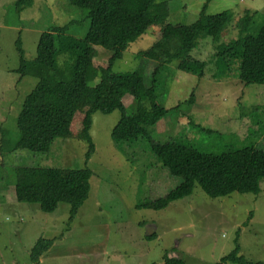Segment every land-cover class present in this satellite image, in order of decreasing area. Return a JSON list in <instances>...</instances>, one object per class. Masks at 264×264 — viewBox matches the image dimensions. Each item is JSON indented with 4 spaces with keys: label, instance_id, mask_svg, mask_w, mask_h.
I'll list each match as a JSON object with an SVG mask.
<instances>
[{
    "label": "rangeland",
    "instance_id": "1",
    "mask_svg": "<svg viewBox=\"0 0 264 264\" xmlns=\"http://www.w3.org/2000/svg\"><path fill=\"white\" fill-rule=\"evenodd\" d=\"M17 0H0V139L17 141L16 119L24 98L37 80L20 78L15 43L19 39L24 59L36 56L40 35L67 26L66 34L83 39L88 31L86 11L68 0H33L30 7L15 11ZM205 0H171V24L189 25L198 17ZM231 11L220 44L237 37V19L244 11L258 13L255 34L264 22V0H213L206 14ZM72 22L71 24H69ZM159 27H153L129 44L112 71L136 70L140 52L156 41ZM95 59L106 63L111 53L100 47ZM210 39L198 41L190 53L206 63L202 77L163 67L154 83L157 102L168 110L149 140L138 139L118 148L110 139L120 119L119 111L95 113L89 131L94 152L85 161L87 144L75 138L56 139L45 154L27 151L0 153V264H33L30 253L39 239L51 240L48 257L38 264H163L162 257L181 259L184 264H217L235 247L236 232L240 255L252 263L264 264V181L258 195L233 193L210 199L195 186L191 196L175 201L161 211L136 209L139 202L162 198L180 184L158 166L150 143L176 142L208 154L254 146L264 151V85H244L233 70L227 77L216 72ZM72 63L69 55L57 57L59 67ZM146 63H144L145 65ZM155 63L145 70L151 83ZM192 96V97H191ZM191 103L186 104L189 98ZM127 114L131 99L124 101ZM176 108V109H175ZM92 172L87 200L70 220L69 206L59 204L52 214L36 205L18 203L14 193V172L20 166L53 169H81ZM14 175V176H13ZM7 191H4L6 190ZM46 253V252H45Z\"/></svg>",
    "mask_w": 264,
    "mask_h": 264
},
{
    "label": "trees",
    "instance_id": "2",
    "mask_svg": "<svg viewBox=\"0 0 264 264\" xmlns=\"http://www.w3.org/2000/svg\"><path fill=\"white\" fill-rule=\"evenodd\" d=\"M171 0H68V4L86 11L88 31L83 39L67 35V26L43 32L36 46V56L24 59L20 40L15 43L19 58L20 78L37 80L24 98L16 119L19 137L11 143L0 139V153L27 151L45 154L56 139L75 138L87 144L85 161L94 152L89 131L95 113L109 115L119 111L120 119L112 128L110 139L119 149L138 139L149 140L155 125L168 114L157 102L154 83L166 65L175 63L185 74L203 75L206 63L193 59L190 53L198 41L210 39L214 49L216 72L213 78L227 77L233 70L244 85H264V22L255 34L253 25L258 13L244 11L237 19V37L220 44L233 20L231 11L207 15L213 0H205L197 19L189 25L169 22ZM33 0H17L15 11L30 7ZM70 22L69 24H71ZM153 27H159L155 43L137 58L142 64L132 72L114 73L113 65L123 58L129 44ZM100 47L111 53L106 63L95 59ZM69 55L72 63L59 67L57 57ZM144 63H146L144 65ZM149 63H155L151 83L145 80ZM131 99L130 114L124 101ZM192 97V96H191ZM186 101L191 103L192 98ZM176 109V108H175ZM150 154L157 164L180 184L162 198L139 202L135 208L161 211L169 204L191 196L195 186L210 199L228 197L233 193L258 195L264 181V151L254 146L232 149L221 154L200 152L176 142L150 143ZM15 175V176H14ZM14 193L18 203L36 205L40 212L52 214L59 204L69 206L72 220L87 200L92 172L81 169H53L20 166L14 172ZM217 264L252 263L241 256L237 244ZM52 241L39 239L30 253L38 264ZM163 264H184L181 259L162 257Z\"/></svg>",
    "mask_w": 264,
    "mask_h": 264
},
{
    "label": "crops",
    "instance_id": "3",
    "mask_svg": "<svg viewBox=\"0 0 264 264\" xmlns=\"http://www.w3.org/2000/svg\"><path fill=\"white\" fill-rule=\"evenodd\" d=\"M4 191H7V189L6 190H4ZM44 257H48V250L46 251V253H44L40 258H39V260L38 261H40L42 258H44ZM45 259V258H44Z\"/></svg>",
    "mask_w": 264,
    "mask_h": 264
}]
</instances>
